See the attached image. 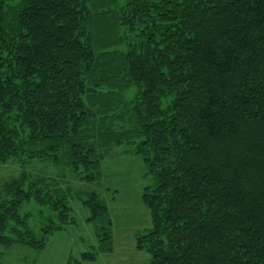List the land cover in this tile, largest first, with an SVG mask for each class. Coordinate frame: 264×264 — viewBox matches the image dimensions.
<instances>
[{
  "label": "trees",
  "instance_id": "trees-1",
  "mask_svg": "<svg viewBox=\"0 0 264 264\" xmlns=\"http://www.w3.org/2000/svg\"><path fill=\"white\" fill-rule=\"evenodd\" d=\"M106 1L91 9L89 0H0L12 18L9 74L0 69V159L18 154L26 130L29 144L92 182L89 168L131 145L156 181L141 194L151 228L135 243L150 264H264V0L153 2L147 43L127 54L115 50L119 28L135 31L136 11ZM130 88L132 108L123 103ZM164 94L174 97L168 111ZM14 110L17 128L4 120ZM126 119L132 125L117 128ZM26 182L22 175L0 188L4 249L43 250L74 223L64 194ZM31 201L38 217L48 209L56 217L39 236ZM81 204L88 223L107 222L99 252L112 251L107 208L95 193Z\"/></svg>",
  "mask_w": 264,
  "mask_h": 264
},
{
  "label": "rangeland",
  "instance_id": "rangeland-1",
  "mask_svg": "<svg viewBox=\"0 0 264 264\" xmlns=\"http://www.w3.org/2000/svg\"><path fill=\"white\" fill-rule=\"evenodd\" d=\"M5 1L7 7L15 6L18 3V0ZM158 1H117L112 9L126 12L129 9H126L125 4L128 3L131 4L132 14L136 11V16L133 17L135 31L128 30L126 27L119 28V36L122 41L115 50L127 54L131 51H138L139 47L144 48L149 34V31L145 29L146 22L149 20V15L154 14L152 3ZM107 4L106 0H89L91 9ZM0 11L2 12L0 14V69L4 75H8L6 63L11 59V55L3 48V45L11 37L5 27L12 25V18L9 13L3 14L6 8L2 5ZM164 96L160 99V106L163 111H168L174 97L166 94ZM123 97V103L129 105V108L136 106L138 100H136L134 89L130 88L124 91ZM4 120L7 126L18 127L16 110L4 117ZM122 125L117 128L126 129L132 123L126 119ZM27 134V131L24 130V133H18L16 136L19 144L17 146L18 154L10 156L7 160L0 159V188L17 179L20 180V177L25 175L26 183L39 182L45 190L49 187L54 191H60L67 197L68 206L71 209L70 216L74 223L49 237L44 249L40 251L23 246H13L10 249L0 247V264H75L80 261L82 254L97 252L94 261L80 263L150 264V255L144 251H137L135 243L138 235L147 233L151 228L150 212L142 203L141 194L147 188L150 190L154 188L156 181L150 175L143 159L134 153L132 146L112 148L103 157L99 169L89 168L88 172H85L92 174L94 180L81 182L78 175L65 161L57 165L54 158L47 157L44 154V145L29 144ZM89 193L99 196L101 203L108 210L107 219L111 223L108 229L112 240V251L110 252H99L100 242L97 238V233L102 234L100 229L107 230V222L104 219L87 222L90 212L82 206L81 201L85 200ZM27 207L28 211L33 214L30 220L32 229L35 235L39 236V229L43 227L47 217H56L49 209V212L43 210L46 208L41 209L43 210L41 218L38 217L36 214L38 207L33 201L29 202Z\"/></svg>",
  "mask_w": 264,
  "mask_h": 264
}]
</instances>
